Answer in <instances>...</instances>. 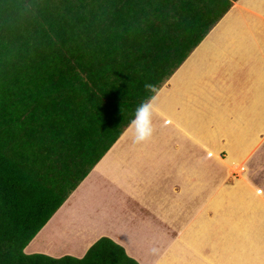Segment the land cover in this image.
Returning <instances> with one entry per match:
<instances>
[{"label": "trees", "instance_id": "1", "mask_svg": "<svg viewBox=\"0 0 264 264\" xmlns=\"http://www.w3.org/2000/svg\"><path fill=\"white\" fill-rule=\"evenodd\" d=\"M234 1L0 0V264H139L24 249Z\"/></svg>", "mask_w": 264, "mask_h": 264}, {"label": "crops", "instance_id": "2", "mask_svg": "<svg viewBox=\"0 0 264 264\" xmlns=\"http://www.w3.org/2000/svg\"><path fill=\"white\" fill-rule=\"evenodd\" d=\"M190 56L192 65L187 69H192V75L184 70L179 76L187 58L156 94L151 139L133 144L127 127L26 246V253H54L41 250L37 240L42 235L44 247L57 255L66 254L58 247L61 240L83 242L86 230L90 243L86 247L84 242L72 245L77 257L107 237L139 264H148L152 250L161 256L160 248L168 247L169 252L184 234H193L184 242L191 243L194 238L203 243L198 237L203 229L208 232L213 226L210 232L223 230L226 223L220 215V195L235 205L237 217L228 233L249 238L248 229L259 226L264 232L260 223L264 214L250 227L255 211L264 213V203H260L264 202L263 193L260 197L255 195L258 193L222 190L228 169L220 155L222 151H253L258 142L254 137L264 130V0L232 2ZM246 89L250 91L246 93ZM234 135L242 137L237 141ZM246 142H252V147L245 146ZM207 184L217 186L205 191ZM73 198L77 202H71ZM192 200L199 201L193 209ZM201 215L209 221L205 226L198 222ZM194 227L200 229L199 234ZM119 232L128 236L119 237ZM260 249L250 254L249 263L257 257L263 262ZM169 256L183 257L177 250ZM250 259L246 257L245 263Z\"/></svg>", "mask_w": 264, "mask_h": 264}, {"label": "rangeland", "instance_id": "3", "mask_svg": "<svg viewBox=\"0 0 264 264\" xmlns=\"http://www.w3.org/2000/svg\"><path fill=\"white\" fill-rule=\"evenodd\" d=\"M188 58L189 60L179 69V76L183 75L181 73L184 70H188L189 73L187 75H192V69H187L188 66L192 65V56ZM172 79H175V78H172ZM173 81L174 80H172V82ZM165 89L166 88H163V90ZM248 91H250V89H246V93ZM255 108L256 106H254L253 109ZM262 121L263 120L260 121L261 122L260 124L263 123ZM237 133H239V130H237ZM234 137H236L237 141H239L242 136L234 135ZM254 138L255 139L257 138L258 142L256 145L253 146V149H254L253 151H245L244 153H242L241 151L240 152H229V151L220 152L221 157L224 159V161L221 163L226 165L228 169L227 170L228 175L223 174L226 179L224 180V183H222V190L230 191L233 189L238 192L245 191L247 193H258L255 195H259L260 197H262V194L260 195V193H263L264 195V130L261 129V133L258 136H255ZM251 144L252 142H249V143L246 142L245 146L252 147ZM214 176H219V174H214ZM216 186L217 185L212 186L210 184H207V187H205L206 189L205 191H212L216 188ZM76 199L74 198L71 199V202L76 201ZM220 199L223 202V205H222L223 207L221 209L222 212L220 215H221L222 220H224L226 223L223 230L216 231V229H214L213 232H210L213 228L212 226L208 232L206 231L207 229H203L200 233V229L199 231H197L198 227H194L195 228L194 231H197V234L200 233L198 237L200 238V240L202 239L203 243H200V241L194 240V238L192 239L191 243H188V241L184 242L185 239L189 240V237L191 235L193 236L192 233L190 234V236H188L187 234H184L182 241L176 247L171 248L169 252H168L169 250L168 247L160 248V251H161L160 253L162 255L159 256L157 254H154V250H152V252L150 253L151 258L149 259V261L150 260L152 261L148 262V264H244L246 257L250 259L251 256H253V255H250L251 253L259 252L258 248H262L260 250L264 251V232L261 231L262 230L261 226L255 229H248L247 234L250 235L249 238H244L242 236L240 237L232 236L230 232L228 233V228L230 224H232L231 222L234 220V218L237 217L232 208L235 205H233L234 202L230 203L232 202L231 200H226L227 196L222 197L220 195ZM198 202L199 201L197 200H192V209L196 204H198ZM260 203H264V202L260 200ZM209 213L210 212H207V215H209ZM259 214H264V213H260V211H255L254 215L252 216L253 219H251L252 221L250 223L251 225L250 227H253L252 224L258 223L257 219L259 218L257 217L260 216ZM214 219L218 220V218H215V217ZM247 219L248 218L245 217V222L247 221ZM198 222H200V225L204 224L205 226V224H207L209 221L205 220L204 215H201ZM260 223L264 224V218L262 219V221H260ZM59 234L60 233H58L57 235ZM88 235H89L88 232L84 230V233H82V238H83L85 247L87 246V244L90 243ZM118 235L119 237L123 236V238H126V236H128V234L124 235L122 233L120 234V232L118 233ZM85 238H87L86 243H85ZM59 239H62V238H59ZM37 241H39L40 244L42 245L41 250H43L44 252H48V253L54 252L52 255L47 254V253L46 254L41 253V254H45L53 258H59L64 255L77 257L76 254H72V252L77 249V248H72V245L82 246L83 244L82 241H78V242L70 241L69 242L66 239H62L61 240L62 246L58 245V247L62 249L63 252H67V253L57 255L55 254L54 250H51V249L48 250L46 247H44V244H45L44 236L42 235L38 236ZM34 243L36 244L37 242H34ZM92 245L93 244H91L90 247ZM241 247H245V249H242ZM255 248H257L258 251ZM37 249L40 250V248H37ZM144 250H146V248H144ZM176 250L179 251V255L183 257H180V256L177 258H171V256H169V258L166 257L168 254H170L171 251H176ZM183 251H184V254L182 255L181 252ZM166 252H168L167 255H165ZM34 253H40V252H34ZM26 254H29V253H26ZM261 256L264 257V255H261ZM251 260L252 259L247 260L248 263H245V264H263L264 262V260L262 262L258 257L257 259L254 260L253 263H249L251 262Z\"/></svg>", "mask_w": 264, "mask_h": 264}, {"label": "clouds", "instance_id": "4", "mask_svg": "<svg viewBox=\"0 0 264 264\" xmlns=\"http://www.w3.org/2000/svg\"><path fill=\"white\" fill-rule=\"evenodd\" d=\"M144 89L149 95L137 105L128 125L132 142L137 145L150 140L153 135L152 117L156 111V94L158 93V89L151 82H145Z\"/></svg>", "mask_w": 264, "mask_h": 264}]
</instances>
